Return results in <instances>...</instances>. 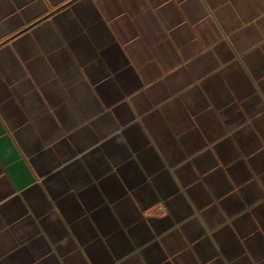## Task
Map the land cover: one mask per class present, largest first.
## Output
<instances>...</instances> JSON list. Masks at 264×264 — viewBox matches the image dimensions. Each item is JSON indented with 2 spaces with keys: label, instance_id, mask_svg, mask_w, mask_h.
Segmentation results:
<instances>
[{
  "label": "crops",
  "instance_id": "0c3cea01",
  "mask_svg": "<svg viewBox=\"0 0 264 264\" xmlns=\"http://www.w3.org/2000/svg\"><path fill=\"white\" fill-rule=\"evenodd\" d=\"M0 264H264V0H0Z\"/></svg>",
  "mask_w": 264,
  "mask_h": 264
}]
</instances>
